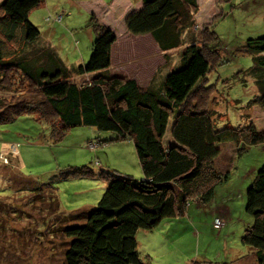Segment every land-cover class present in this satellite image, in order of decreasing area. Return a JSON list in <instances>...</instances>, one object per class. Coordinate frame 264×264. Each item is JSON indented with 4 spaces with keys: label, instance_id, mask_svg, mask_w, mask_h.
<instances>
[{
    "label": "trees",
    "instance_id": "1",
    "mask_svg": "<svg viewBox=\"0 0 264 264\" xmlns=\"http://www.w3.org/2000/svg\"><path fill=\"white\" fill-rule=\"evenodd\" d=\"M142 1L125 23L132 34L150 33L163 51L165 74L154 88L126 74H110L116 33L94 13L90 55L68 66L29 20L31 10L45 0H0V86L23 83L15 84L11 95H0V123L33 112L49 123L56 139L77 125L113 131L116 140H132L143 171L142 177L98 172L107 186L96 206L63 215L66 221L59 228L68 238L64 264H148L139 255L138 229L151 230L164 218L183 215L190 201L208 202L214 196L228 178L217 163L223 143L232 142L237 154L264 143V128L252 121L216 125L219 116L208 101L215 84L207 80L227 58L218 54L211 21L199 29L194 16L198 0ZM174 49L179 51L175 63L169 53ZM239 51L253 57L242 79L255 87L248 104L264 108V36L248 37ZM168 124L171 139L166 140ZM91 141L98 142L92 148L102 145L99 139ZM70 172L94 174L88 167ZM245 195V210L254 220L241 241L254 249L257 264H264V162ZM221 221L213 226L220 229Z\"/></svg>",
    "mask_w": 264,
    "mask_h": 264
},
{
    "label": "rangeland",
    "instance_id": "2",
    "mask_svg": "<svg viewBox=\"0 0 264 264\" xmlns=\"http://www.w3.org/2000/svg\"><path fill=\"white\" fill-rule=\"evenodd\" d=\"M198 4L194 16L199 29L211 21L219 38L215 44L218 54L227 58L207 80V84H215L208 101L219 116L216 125L252 121L257 128H264V108L248 104L255 87L242 80L253 57L239 51L248 37L264 36V0H198ZM106 6L101 0H45L31 10L29 20L39 27L40 39L54 47L68 66L84 62L90 55L92 13L115 26L119 36L110 74L118 75L123 67L127 70L126 65L129 68L137 63L143 69V64L154 63V45L142 35L135 34L132 39L131 34L125 35L120 11ZM169 53L177 61L179 51ZM15 84L23 85L0 86V95H11ZM21 91L17 89V93ZM169 124L166 140L170 138ZM115 137L110 130L77 125L56 139L49 123L33 112L0 123V264H64L68 238L59 228L66 221L63 215L96 206L107 186L98 172L143 176L132 140ZM91 139L101 140L102 145L89 147ZM222 151L227 160L229 149L223 147ZM263 162L264 143L248 146L224 163H228L223 169L228 178L217 185L208 202L192 200L183 215L164 218L151 230L138 229L142 260L148 264H257L254 249L242 243L241 235L254 220L245 210L246 188ZM87 167L93 175L69 173ZM221 209L226 220L219 214ZM216 215L224 220L220 229L213 226Z\"/></svg>",
    "mask_w": 264,
    "mask_h": 264
},
{
    "label": "crops",
    "instance_id": "3",
    "mask_svg": "<svg viewBox=\"0 0 264 264\" xmlns=\"http://www.w3.org/2000/svg\"><path fill=\"white\" fill-rule=\"evenodd\" d=\"M96 1H99V0H96ZM101 1L103 2L104 6L107 4V6H106L107 10L110 9L109 7H113L112 8L113 11H118V10L120 11L121 16L123 17V18H121L122 25L126 29L125 35H127L128 33L131 34L129 37L132 39V36H134L135 34H132L127 30L125 19H126V16L129 12L136 10V9H139L142 6L143 1L142 0H107V1L101 0ZM124 23H125V25H124ZM107 25L112 27L116 33V27L115 26H111L112 24L111 25L107 24ZM137 35H139V36L142 35L148 43H150V44L152 43V45H154V47L156 49L155 52L158 53L157 55L155 52L153 53L152 57H154V58H152V60H154V63H151V61H150L147 64H143L142 65L143 67H144V65H146V68H143V69L139 68L140 66H138L137 63L134 64L133 67L129 66V68H128V65H126L127 70H125L126 67H123L125 69L121 68L118 71V74H126V75H129L131 77H135L142 86H148L149 85V86H153V88H154L157 86L159 80H161V76H163V74H165V71L163 70V67L166 64L164 54H163V51L158 47V44L156 43V41L154 40V38L152 37V35L150 33L137 34ZM118 38H119V36L116 34V40L111 45V67L113 66L114 45L116 44V41ZM126 40H129V39H126ZM175 62H177V61H174L173 63H175ZM147 66H148V70H146ZM222 146L229 149V151H230V154L227 156V160H224L223 151L220 152L219 157L217 159L218 166L221 169H224L228 165V163L226 165L224 163L230 161V159L235 156V151H233L234 150V144L232 142H225L222 144ZM219 159L221 160V162H219ZM215 213H217L216 210H215ZM219 214L224 216L225 220L228 218V216L226 215V213L222 209L219 211ZM215 217H217V215Z\"/></svg>",
    "mask_w": 264,
    "mask_h": 264
},
{
    "label": "built area",
    "instance_id": "4",
    "mask_svg": "<svg viewBox=\"0 0 264 264\" xmlns=\"http://www.w3.org/2000/svg\"><path fill=\"white\" fill-rule=\"evenodd\" d=\"M96 144V142H90V145H89V147H93L94 145ZM215 221H217V222H215ZM215 221H214V225L216 226V227H219L221 224H222V221H221V219H219L218 217H216V219H215Z\"/></svg>",
    "mask_w": 264,
    "mask_h": 264
}]
</instances>
